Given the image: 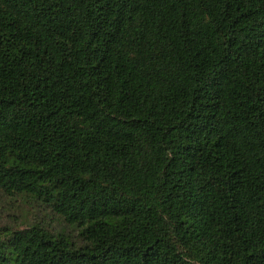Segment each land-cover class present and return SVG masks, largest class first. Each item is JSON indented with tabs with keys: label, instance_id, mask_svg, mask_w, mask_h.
<instances>
[{
	"label": "trees",
	"instance_id": "obj_1",
	"mask_svg": "<svg viewBox=\"0 0 264 264\" xmlns=\"http://www.w3.org/2000/svg\"><path fill=\"white\" fill-rule=\"evenodd\" d=\"M0 264H264V0H0Z\"/></svg>",
	"mask_w": 264,
	"mask_h": 264
},
{
	"label": "rangeland",
	"instance_id": "obj_2",
	"mask_svg": "<svg viewBox=\"0 0 264 264\" xmlns=\"http://www.w3.org/2000/svg\"><path fill=\"white\" fill-rule=\"evenodd\" d=\"M39 211L31 209L22 201H13L0 197V227L9 229H24L36 218Z\"/></svg>",
	"mask_w": 264,
	"mask_h": 264
}]
</instances>
